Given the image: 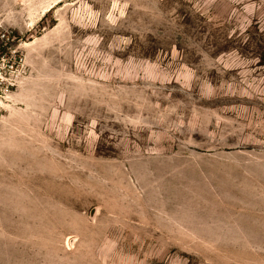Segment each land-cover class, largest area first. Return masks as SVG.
Instances as JSON below:
<instances>
[{
  "label": "rangeland",
  "instance_id": "374dc122",
  "mask_svg": "<svg viewBox=\"0 0 264 264\" xmlns=\"http://www.w3.org/2000/svg\"><path fill=\"white\" fill-rule=\"evenodd\" d=\"M0 264H264V0H0Z\"/></svg>",
  "mask_w": 264,
  "mask_h": 264
}]
</instances>
